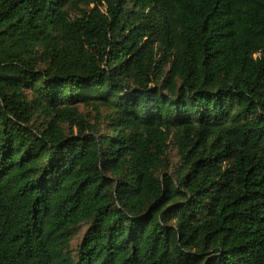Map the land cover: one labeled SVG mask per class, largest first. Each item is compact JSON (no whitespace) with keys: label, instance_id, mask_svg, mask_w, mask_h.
Wrapping results in <instances>:
<instances>
[{"label":"trees","instance_id":"16d2710c","mask_svg":"<svg viewBox=\"0 0 264 264\" xmlns=\"http://www.w3.org/2000/svg\"><path fill=\"white\" fill-rule=\"evenodd\" d=\"M0 264H264V0H0Z\"/></svg>","mask_w":264,"mask_h":264},{"label":"rangeland","instance_id":"374dc122","mask_svg":"<svg viewBox=\"0 0 264 264\" xmlns=\"http://www.w3.org/2000/svg\"><path fill=\"white\" fill-rule=\"evenodd\" d=\"M81 8H83V7H81ZM170 157H171L172 163H173V164H176L177 161H178V159H177V155H176V150L173 149V148L170 150ZM171 171H173V170H171ZM81 228H82V229H81L79 235H78V236L73 240V242L71 243V247H72V248H75V247L79 244L80 239H81V236H82V234H83L84 231H85V227H81Z\"/></svg>","mask_w":264,"mask_h":264}]
</instances>
